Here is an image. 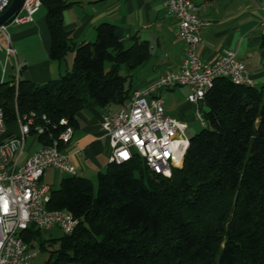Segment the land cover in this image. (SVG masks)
<instances>
[{"label":"trees","instance_id":"16d2710c","mask_svg":"<svg viewBox=\"0 0 264 264\" xmlns=\"http://www.w3.org/2000/svg\"><path fill=\"white\" fill-rule=\"evenodd\" d=\"M41 1L50 57L64 61L74 52L73 67L46 85L0 84L6 123L37 113L52 123L66 118L74 127L85 109L127 100L120 68L142 65L149 57L146 45L136 40L125 48L112 23L98 26L94 43L78 45L64 25L70 0ZM203 114V130L190 139L183 166L170 177L151 173L136 157L110 164L96 195L86 178L63 179L48 208L71 212L79 225L60 240L49 263L264 264V88L220 78ZM41 232L30 227L25 242L31 246Z\"/></svg>","mask_w":264,"mask_h":264},{"label":"built area","instance_id":"2783aa9c","mask_svg":"<svg viewBox=\"0 0 264 264\" xmlns=\"http://www.w3.org/2000/svg\"><path fill=\"white\" fill-rule=\"evenodd\" d=\"M162 2L167 12L178 19L179 36L186 44L181 71L163 75L155 85L136 91L127 107L104 116L102 127L110 140V164L121 165L138 157L151 173L170 177L173 169L183 166L190 140L186 136L188 125L166 115L165 102L159 93L188 87L191 91L188 101L198 107L197 117L204 127L205 99L218 79L226 78L246 87H255V82L233 51H226L212 63L201 60L198 48L202 33L211 22L200 14L201 6L195 0ZM11 3L12 0H0V16ZM41 7V0H25L20 13L0 27V53L6 56L1 83L9 58L16 54L7 27L31 22ZM16 124L20 133L8 135L6 115L0 107V264H31L36 255L23 235L32 226L40 231L57 228L64 235H71L79 225L71 212L48 208L53 189L42 182L49 169L71 177L78 175L71 157L62 152L73 141L74 127L66 118L52 123L46 115L37 113L18 116ZM30 136L46 137V143L21 164Z\"/></svg>","mask_w":264,"mask_h":264},{"label":"crops","instance_id":"0c3cea01","mask_svg":"<svg viewBox=\"0 0 264 264\" xmlns=\"http://www.w3.org/2000/svg\"><path fill=\"white\" fill-rule=\"evenodd\" d=\"M195 1L201 6L200 14L211 22L203 31V40L198 48L201 60L212 63L226 51H233L250 71L255 87L264 88V0ZM70 2L71 6L64 13V25L76 44L95 42L98 26L102 23H112L116 26L117 37L125 44V48H131L137 40L149 50L148 59L139 67L132 69L124 65L120 68V75L126 78L125 87L129 92L127 100L107 108L92 106L77 115L73 141L64 146L62 152L71 157L78 176L85 178L87 174L96 172L100 176L110 167L111 145L102 127L104 116L127 107L136 91H143L155 85L163 75L180 72L186 55V44L179 36L178 19L167 12L162 0ZM7 34L16 54L9 58L4 83H7V78L10 77L8 83L13 85L19 80L46 85L60 80L71 71L74 52L69 53L64 61L50 57L51 35L44 6L33 16L31 22L9 25ZM2 41L6 44L4 38ZM3 59L6 60V56L0 53V63ZM10 68L11 73L8 70ZM3 72L4 68L1 79ZM190 93L188 87L165 89L159 93L165 102L166 115L169 113L171 118L186 123L187 131L190 130L189 125L197 120L198 110L196 105L188 101ZM164 95L166 99L163 98ZM204 108L205 106L203 110ZM19 133L16 123L8 125V135ZM31 137L36 138L35 143L41 148L40 139L36 136L29 138ZM28 139L21 164L36 152L35 143L27 152ZM50 171L57 170L46 171L42 182L48 185L50 184L46 183V174Z\"/></svg>","mask_w":264,"mask_h":264},{"label":"rangeland","instance_id":"374dc122","mask_svg":"<svg viewBox=\"0 0 264 264\" xmlns=\"http://www.w3.org/2000/svg\"><path fill=\"white\" fill-rule=\"evenodd\" d=\"M94 43V42H93ZM69 60V59H67ZM66 60V61H67ZM5 60L3 59L0 63V84L1 83V73H2V66L4 65ZM66 63V62H65ZM73 67V62H72ZM110 65L107 64V67ZM9 73H11V68L8 69ZM72 70V68H71ZM8 81H10V77L7 78ZM7 81V82H8ZM164 99H166V96H163ZM168 116L171 117V115L168 113ZM180 120V119H178ZM181 121V120H180ZM190 130L187 131L186 136L190 140L194 135L200 133L203 130L202 124L200 120L197 117V120L189 125ZM36 142V138L31 137L28 139L27 142V152L32 148L33 143ZM35 151H38L40 149V146L38 143L34 144ZM34 151V152H35ZM81 176V175H80ZM67 176L62 174L59 171H50L46 174V183H49L53 190H58L60 188L61 182L63 179H65ZM85 178H88L94 188L95 195L98 192V180H99V174L96 172L95 174H87ZM64 237V233L60 229H53L51 231H42L41 237H39L37 240H34L32 243V253L36 255V257L33 259L32 264H50V255L51 253L57 252L60 249V240ZM43 243L45 246V249L41 247V244Z\"/></svg>","mask_w":264,"mask_h":264},{"label":"water","instance_id":"95a60500","mask_svg":"<svg viewBox=\"0 0 264 264\" xmlns=\"http://www.w3.org/2000/svg\"><path fill=\"white\" fill-rule=\"evenodd\" d=\"M24 2L25 0H12L10 7L0 16V27L20 13Z\"/></svg>","mask_w":264,"mask_h":264}]
</instances>
